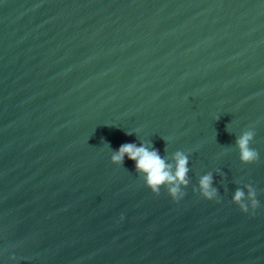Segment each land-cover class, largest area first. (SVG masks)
Returning <instances> with one entry per match:
<instances>
[{
  "label": "water",
  "instance_id": "water-1",
  "mask_svg": "<svg viewBox=\"0 0 264 264\" xmlns=\"http://www.w3.org/2000/svg\"><path fill=\"white\" fill-rule=\"evenodd\" d=\"M124 143L182 152L183 199ZM0 264H264V0H0Z\"/></svg>",
  "mask_w": 264,
  "mask_h": 264
},
{
  "label": "clouds",
  "instance_id": "clouds-1",
  "mask_svg": "<svg viewBox=\"0 0 264 264\" xmlns=\"http://www.w3.org/2000/svg\"><path fill=\"white\" fill-rule=\"evenodd\" d=\"M255 133L246 131L236 140V146L239 150L240 160L244 164H253L258 160V153L250 147ZM134 162L138 174L144 179L145 187L154 195L159 196L161 189H165L167 194L175 202H179L186 195L182 191V186L187 187L189 181L187 174L189 172L188 159L182 152H176L173 159L175 165L168 164L159 152L154 148L142 143L137 146L135 143H124L117 151H113L111 162L116 165H123L124 158ZM211 174L204 175L199 180L200 195L208 201H213L217 195V190L212 187ZM247 200L245 202V193L237 190L233 197V203L238 206L241 212L248 213L249 208L254 212L258 205L255 190L249 186Z\"/></svg>",
  "mask_w": 264,
  "mask_h": 264
}]
</instances>
